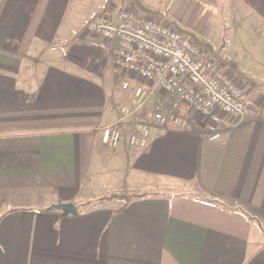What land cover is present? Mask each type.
Here are the masks:
<instances>
[{"label": "crops", "instance_id": "1", "mask_svg": "<svg viewBox=\"0 0 264 264\" xmlns=\"http://www.w3.org/2000/svg\"><path fill=\"white\" fill-rule=\"evenodd\" d=\"M130 3L152 12L139 0H0V264H264V0L191 1L228 9L219 42L257 108L210 141L214 125L180 105L187 127L151 122L143 151L124 135L101 144L120 72L86 31ZM65 204L77 213L53 209Z\"/></svg>", "mask_w": 264, "mask_h": 264}, {"label": "built area", "instance_id": "2", "mask_svg": "<svg viewBox=\"0 0 264 264\" xmlns=\"http://www.w3.org/2000/svg\"><path fill=\"white\" fill-rule=\"evenodd\" d=\"M86 31L120 78L127 74L118 85L123 103L117 119L101 129L104 147L118 146L124 125L130 129L129 146L141 151L149 146L151 122L162 131L185 129L192 119L179 112L180 105L203 123H212L215 132L209 140L217 141L226 128L257 108L239 78L218 63L216 50L181 32L166 11L117 5L95 15ZM157 96H172L178 104L168 111L152 104L142 118L146 104Z\"/></svg>", "mask_w": 264, "mask_h": 264}, {"label": "rangeland", "instance_id": "3", "mask_svg": "<svg viewBox=\"0 0 264 264\" xmlns=\"http://www.w3.org/2000/svg\"><path fill=\"white\" fill-rule=\"evenodd\" d=\"M191 1L193 3L195 0H139L143 6L147 9H151L153 12L160 13L166 11L168 17L174 20L181 30L185 29L201 44L214 48L218 57L225 59L227 47L219 41L222 40L225 32H227L224 30L229 27V15L226 14L228 9H198L197 7H192ZM47 59L48 57H46V60ZM126 75L127 74L124 73L121 78H127ZM121 78L120 75H118L117 86ZM125 97L130 98L131 91L126 92ZM257 99L259 102H257L258 106L260 104L261 108L264 107V94L257 93L256 100ZM121 101H123V99ZM172 102L173 106L178 104L175 98L172 99ZM151 106V101H149L146 104V109L141 114L142 118L145 117ZM129 132L130 129L128 126L125 131L123 130V135L128 138Z\"/></svg>", "mask_w": 264, "mask_h": 264}, {"label": "water", "instance_id": "4", "mask_svg": "<svg viewBox=\"0 0 264 264\" xmlns=\"http://www.w3.org/2000/svg\"><path fill=\"white\" fill-rule=\"evenodd\" d=\"M53 209L61 210L66 214L75 215L77 211L75 210L73 205L65 204V205H58L53 207Z\"/></svg>", "mask_w": 264, "mask_h": 264}, {"label": "trees", "instance_id": "5", "mask_svg": "<svg viewBox=\"0 0 264 264\" xmlns=\"http://www.w3.org/2000/svg\"><path fill=\"white\" fill-rule=\"evenodd\" d=\"M218 63L228 69H230L232 72L235 73L234 71V66L232 63H230L227 59H221V58H218L217 59ZM236 74V73H235ZM239 76V75H238ZM242 82H245L246 80L244 78L241 79Z\"/></svg>", "mask_w": 264, "mask_h": 264}]
</instances>
